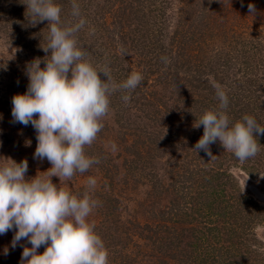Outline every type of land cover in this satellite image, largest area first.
I'll use <instances>...</instances> for the list:
<instances>
[{"label":"rangeland","instance_id":"obj_1","mask_svg":"<svg viewBox=\"0 0 264 264\" xmlns=\"http://www.w3.org/2000/svg\"><path fill=\"white\" fill-rule=\"evenodd\" d=\"M131 1V7L137 4L139 9L121 14L117 9L104 13L108 6L103 0H75L80 9L76 22L86 21L80 32L86 59L94 67H106L117 84L132 72L141 73L143 81L130 93L117 91L109 97L103 128L92 145L85 146V154L99 163L66 183L53 176V183L82 196L88 178L96 179L90 194L98 206L88 220L106 246L108 264L112 259L123 264L124 255H141L135 253L140 248L149 254L156 251V232L168 250L146 257V264H174L170 254L177 251L187 254L190 264H264V208L253 214L252 227L240 230L249 231L245 242L253 252L247 254L245 246L233 248L237 236L217 231L219 217L205 214L194 197L196 164L204 163L194 149L201 137L187 135L188 124L219 107L217 86L228 97L227 115L235 111L230 105L237 94L245 108L252 98H264V0ZM23 2L0 3V163L26 159L30 178L44 176L51 164L34 159L36 131L31 124L13 121L12 97L27 91L26 65L49 54L42 48L48 43L49 26L46 20L33 26ZM72 3L66 0L64 8L72 11ZM201 3L213 10V22L202 23V12L192 10ZM125 22L129 37L121 35ZM244 91H252L250 98ZM124 95H130L129 102ZM262 116H257L260 123ZM212 146L213 158L203 151L202 156L229 170V185L235 188L225 195L229 201L249 196L264 207V156L255 164L258 173H249L243 166L251 161H239L219 140ZM163 223L168 225L164 232ZM191 256L196 258L190 261Z\"/></svg>","mask_w":264,"mask_h":264},{"label":"clouds","instance_id":"obj_2","mask_svg":"<svg viewBox=\"0 0 264 264\" xmlns=\"http://www.w3.org/2000/svg\"><path fill=\"white\" fill-rule=\"evenodd\" d=\"M23 3L33 26L47 21L48 43L42 48L45 53L50 51V55L35 58L26 65L27 91L12 97V117L15 123L32 125L37 140L34 159H47L51 167L42 172L44 176L26 178V159L17 163L7 158V162L0 163V235L14 232L11 246L23 248L21 264H108L106 246L88 220L98 206L90 194L96 187V179L88 178L82 196L72 195L58 185L99 163L85 154V146H91L103 128L101 121L109 111V97L117 91L135 90L143 76L132 72L117 84L106 67H94L77 46L76 33L86 23L83 18L69 26L62 22L61 7L55 0ZM248 10L252 15L256 12L251 3ZM71 15L80 17L75 0ZM163 59L167 63V58ZM101 73L106 79H101ZM216 96L219 107L205 110L193 125L204 129L194 149L212 159L210 145L219 140L241 162L255 157L260 151L256 137L264 135V127L250 115L230 126L226 114L228 97L219 86ZM122 99L127 103L130 95ZM115 148L113 143L112 149ZM53 176L59 178V184L53 183ZM41 246H44L42 253L38 251Z\"/></svg>","mask_w":264,"mask_h":264},{"label":"trees","instance_id":"obj_3","mask_svg":"<svg viewBox=\"0 0 264 264\" xmlns=\"http://www.w3.org/2000/svg\"><path fill=\"white\" fill-rule=\"evenodd\" d=\"M4 1H7V0H4ZM65 1L66 0H55V2L61 7V20L65 21L64 22L65 25L70 26L71 24L76 23L77 19L72 16L70 18V15L72 13L71 7L64 8ZM103 1L106 2V5L108 6V8L106 7V10L104 11V13L117 9L121 11V14H123V12H127V11L129 12L132 9L133 10L139 9L137 4L136 6H134L135 8L131 7L133 4L131 0H120V4H117L116 0H103ZM0 3H1V0H0ZM192 10H198L199 12H202V19H201L202 23L213 22L214 17H215L213 14V10H211L208 7L207 8L203 7L202 3L200 4V7L195 6V9H192ZM193 12H197V11H193ZM130 24L132 23H129V25ZM127 25H128L127 22L121 23V26H122L121 35L122 36L128 35L127 37H129L130 31L128 32L125 30ZM80 32L81 30L76 33L77 46L82 51L87 50L84 44H80V41L83 38ZM178 38H179V35H178ZM230 43L231 42H229L228 44ZM47 55H50V51H49V54ZM256 93L260 95L259 94L260 92L258 89ZM242 94L243 95L248 94V97L250 98L252 91L250 92L244 91ZM233 99H234L235 105L232 104L230 106L232 107V111L234 110L235 111L228 114L230 126L234 124L237 120H240L244 115H250L254 117L257 121V116L259 114H263L262 120L264 121V98L263 99H257V97L252 98L249 104L246 106V108H245V105H243L244 99L240 97L239 94L235 95ZM242 105L244 107H242ZM194 123H197V121L193 122V125ZM258 124L261 127H264V122L262 123L258 122ZM187 128H188L187 129L188 136L192 138L202 137L203 135L202 126L199 128H195L194 126H192V124H190V127H189V124H188ZM256 139L259 144L260 151L257 153L255 157L246 160V161H251L250 165L243 166V169H245L249 173H258V171L256 170L255 164H257V162L260 159H262L264 156V135H259L256 137ZM210 147L212 148L213 146L210 145ZM231 154L234 156L233 153ZM195 156L203 160L204 164L202 166L200 163H197L196 169H195V164H194L195 175H196L195 183L197 186V189L194 190L195 192L194 197L196 199H200L201 206L203 207L202 210L205 211V214H208V216H218L219 217L220 224L214 227L217 231H220V229H223L225 232H228V233L230 231L231 238L234 236H237L232 243L233 248L241 249L242 246H245V252L247 254L252 253L253 252L252 249L248 245H246L247 242H245L246 237L250 238V235L248 233L249 231H245L242 233L240 232V230L246 227L248 228L249 226L252 227L251 223H253V221H251V219H254L253 214L258 216V214L260 213V210H263L264 207L258 202L253 201V199H251L249 196H246V197L243 196L245 197L244 199L242 197V199H238L236 201H229L230 198H228L225 195H227L228 189L232 188L234 190L235 188L229 185V178L231 177V174H229L230 172L226 168V166L222 164L221 162L215 163L214 160L212 163L210 159H208L205 156H202V151L197 152ZM226 173H227V183H224V176ZM232 179H233V176H232ZM225 189H227L226 192H225ZM239 212L240 213L242 212V216L239 214ZM249 214H250V217H247ZM148 224H150V222ZM167 227L168 225L163 223L162 231L164 232V229H166ZM135 235H139L138 232H135ZM216 235L218 234H215L213 236H216ZM13 236H14V232L11 230L8 231L7 234L5 235H0V264H21L20 257H21L23 248L20 245H17L15 249L12 248L11 242H12ZM162 240L163 238L159 232L152 233V243L155 246L156 251H153L152 253L149 254L146 251L143 252V248H140L138 249L140 250V252L137 250L138 252L136 251L135 253L141 254V255L133 256L131 255V253H129L128 255H124L125 260L122 263L123 264H146V260H147L146 257H154L155 254H156L155 256H158V257L161 256L160 250L161 251L168 250L163 247ZM21 243L27 246H31L30 244L27 243V241H22ZM5 249H7V254H5ZM42 250H43L42 247L38 249V251L41 253L43 252ZM170 255L172 256L171 259H173L174 264H190L187 258V254H179V252L177 251L175 255L173 254H170ZM195 258H196L195 256H191L189 259L190 261H193V259ZM110 261L111 263L119 264L118 262H116L117 260L112 259Z\"/></svg>","mask_w":264,"mask_h":264}]
</instances>
